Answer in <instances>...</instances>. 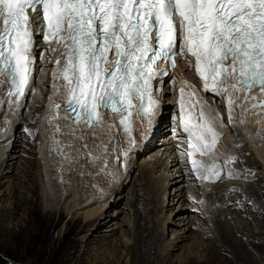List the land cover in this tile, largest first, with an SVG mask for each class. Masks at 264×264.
I'll return each mask as SVG.
<instances>
[{"label":"snow or ice","instance_id":"1","mask_svg":"<svg viewBox=\"0 0 264 264\" xmlns=\"http://www.w3.org/2000/svg\"><path fill=\"white\" fill-rule=\"evenodd\" d=\"M37 36L48 44L45 51H55L52 41L64 49L51 71L46 121L51 125L60 119L62 106L53 103L57 95L66 96L63 108L74 124L93 127L104 123L106 112L127 113L118 129L129 144L120 149L125 159L139 147L135 117L147 121L142 129L145 141L154 133L163 108L156 98L162 89L156 84L165 78L174 83L168 68L175 69L177 57L194 68L204 92L226 100L230 126L235 127L236 104L229 90L264 91V0H0V95L7 96L0 99V107L13 114L27 106L29 95L37 94ZM229 79L235 82L225 85ZM179 93V123L173 132L186 134L187 148H177L186 173L202 184L240 178L231 167L238 157L221 161L215 154L225 127L222 115L194 85L185 81ZM249 99L256 98L245 95L244 101ZM244 116L242 110L241 124ZM55 131H61L58 125ZM53 144L62 154L59 141ZM98 147L108 152V145ZM197 156H208L211 163ZM62 162L70 161L62 155ZM107 165L105 160L101 171L106 172Z\"/></svg>","mask_w":264,"mask_h":264},{"label":"rangeland","instance_id":"2","mask_svg":"<svg viewBox=\"0 0 264 264\" xmlns=\"http://www.w3.org/2000/svg\"><path fill=\"white\" fill-rule=\"evenodd\" d=\"M169 95H171L170 98H173V94ZM41 96L43 98L44 93ZM165 98L166 96H163V99ZM164 101V106L169 108V110H163L167 117V124L171 128L177 127L179 123V111L176 109L175 99H171L170 102L167 100ZM219 107L218 112L221 113L225 128L227 129L228 118L227 120L225 119L226 117L223 116L221 108ZM39 108H41V106H38V109ZM28 111L26 114L29 115L30 112ZM23 116L24 114L20 115L21 118H23ZM161 127L162 125L158 124L157 130L149 139V146L135 154L134 157L136 158L128 173L127 179L121 191L115 194L116 201H112V199L106 200V203L109 204V208L103 219H101L103 224L99 229H93L96 222V220H93L87 224L82 232L74 229L71 230L68 235L67 231L70 227L68 221L74 222V219L71 220L69 215H63L58 225L51 228L37 221V217L46 213L50 204L53 205V203L47 200L44 195L45 193L42 194L43 191L39 179L41 169L37 161L36 147L39 138L40 140L42 139L40 128L32 131L24 125L21 119V122L15 129V135L18 136V141H15L17 143V150L13 152V162L16 163L11 166L7 165L3 168V174L6 176L1 177L0 180V215H3L0 217V257L3 258L7 264H130L131 256L127 248L134 244L135 234L139 233L143 237H146L147 233L142 232V227L153 229L158 221L166 216L169 221H166L163 239L171 241L181 236L179 238L180 240L176 243L177 247L165 250L162 254V261L161 263L158 262V264H243L244 261L236 258L232 253L230 255L228 252H225L228 253V255L225 256V253H223L224 249L221 247L223 243L221 244V242L216 241L214 229H211L214 225H210L207 221L208 214L202 215L203 211L200 210L198 204L186 198L187 189H191L190 194L193 195L195 201L200 198L202 191H200V183L197 182L196 179L190 178L189 175H181L185 172V164L181 162L176 166H169L168 168L163 166L164 162L169 158L167 157L169 153V162H171L174 157L181 161L177 148L179 146L181 149H186L187 145L184 142L186 134H183L182 130L179 134H175L173 128L166 132L160 129L161 132H158V129ZM25 129L30 130L33 135H28ZM229 133L231 136L236 135L235 132L232 131ZM10 141L8 149L11 148L13 138H11ZM4 142L5 141L0 144ZM234 144L239 150V154L244 152L243 148L246 146L249 148L245 139L234 141ZM8 149L6 152H8ZM158 150H160V152L156 156H161V158L159 164L154 165L152 164L153 158ZM244 154L246 155L247 153L245 152ZM245 155L242 158L238 156L239 162L231 165L238 173L242 174L240 178L231 180L222 179L217 182L205 181L201 184L211 193L209 203L219 207L224 212V215H228L227 218L229 220L232 219L231 221H234V223H231L234 231L243 226L240 225L241 221V223H249L240 236V239L243 240V247L245 248L247 257L250 259L249 264H264V206L262 207L263 212L261 210L258 211L257 208L261 207V205L257 203L255 205L253 203L252 199L255 197V194L248 189L251 185L254 186L255 189L260 186L264 188V181H262L259 176L264 174V170L254 158L252 161L247 160L252 157L250 153L247 154L248 156ZM27 161L35 164L30 166L33 175L31 174V176L29 175L26 177L22 171H25L26 167L24 166ZM120 161L121 160H117V163H120ZM14 169H18L22 182L20 186H18L15 181L11 182L8 177L9 175H13ZM142 169L145 171L152 169L153 172L152 174L145 175L143 179L139 175ZM252 169L253 171L249 173L254 174L248 175V170ZM7 170L9 171L7 172ZM36 178L38 187L36 189L37 193L34 194L32 193L34 189L32 180ZM165 180L167 181L162 189H166L167 193L166 200L163 202L159 197V184L163 183ZM156 182L158 184H156ZM56 183V189L59 192V181ZM226 183L229 184V186L224 188L222 185ZM131 190L136 192L137 195L135 198L131 197V193L133 192H131ZM242 192H244V194ZM19 196L25 199L24 206L21 207L18 213H13V208L18 201L15 200V198ZM258 196L264 200V189ZM246 200L248 203H246ZM65 201L63 202L65 203ZM63 202L59 203V205H63ZM31 203H33V205ZM253 207L254 209L252 210L251 208ZM6 209H12L13 216L11 218H6ZM30 209H33L32 211L36 210V212H31ZM82 211L83 210H81V212ZM231 212L238 213L234 216L230 215ZM245 213L248 215H245ZM249 214L252 215L253 218ZM77 216L80 218L81 222H79V224L81 225L84 215L78 213ZM54 218L58 219V215H54ZM129 222L132 224L129 225ZM19 229H25L27 233L21 234ZM8 230H12L16 233L17 237L12 238ZM191 232H194L193 234L197 236H202V245H192L190 241ZM71 235L74 236L78 242L74 243L71 239ZM124 237L128 238L126 246L124 245ZM111 240L112 245L115 243L113 246L114 249L111 250V254H109L108 251L103 254L104 256H99L98 254L102 250L100 245L104 242H111ZM185 245L187 247L190 246L191 250L196 247L194 249L196 253H193V251L189 253ZM213 250L219 251V255L214 262L211 255ZM83 251L85 252L83 253ZM82 253L84 255H81Z\"/></svg>","mask_w":264,"mask_h":264},{"label":"bare ground","instance_id":"3","mask_svg":"<svg viewBox=\"0 0 264 264\" xmlns=\"http://www.w3.org/2000/svg\"><path fill=\"white\" fill-rule=\"evenodd\" d=\"M48 47L49 46L46 44L42 45L43 49H48ZM52 47L55 48V51H47L46 54L43 55V59H41V56H39L38 52L36 51L37 71L34 74V87L37 90V94L29 95L27 97V106L16 114H13L11 111H9L6 106L0 107V113H3L0 114V143L5 141L4 143L0 144V180L1 177L6 176L5 174H3V168L7 165L11 166L16 163L13 162V152L17 150L16 142L18 141V136L15 135V129L17 125L21 122V119L24 125L32 131L38 130L40 128L42 139L40 140L39 138L38 145L36 147L37 161L39 162V166L41 169L39 179L41 181L40 183L43 191L42 194L45 193V197L47 198V200H50L53 205L50 204V207H48L47 212L41 214V216L39 215L37 217V221H39V223H44L45 226L51 228L56 227L58 225L63 215H69L71 220L74 219V222L68 221L70 227L67 231V234L69 235V232L74 229L79 232H82L87 226V224L93 220H96L93 229H99V227L103 224L101 219H103L106 211L109 208V204L106 203V200L112 199V201H114L116 199L115 194H118L121 191L127 179L128 173L131 170V167L135 161V154L144 150L145 147L149 146V140L145 141L144 136L142 135V129L146 125L147 121L143 118L135 117L133 123V127L135 130L134 136L139 144V147L132 150L127 159H125L122 153L120 152V149L129 148L127 137L122 130L118 131L121 126L117 122V119H115L114 116L111 114L107 116V113H105L104 123L102 125L86 127L84 124H71L68 116L66 117L63 110L61 109L59 111L60 119L54 120L52 124L49 125L45 117L50 115L47 106L49 103L48 97L52 95L51 71L56 66V59L60 56V46L57 47L56 44H52ZM190 68L191 67H189L185 60L180 58V65L179 68L176 70V75L172 76L174 79V83L167 79L163 86L158 85L156 87L158 90L162 89V91H157L156 98L161 101L163 108L162 115L158 118L155 131L157 130L158 124L162 125V127L158 129V132L160 131V129H163L162 131L166 132L170 131L173 128L169 127V125L167 124V117L163 110H169V108L167 106H164V100L170 102L171 99H175L174 102L177 106L176 109L177 111H180L178 99L180 95L179 90L184 84L182 81L188 82L189 85H194L195 88L199 90L200 96L208 102L211 109L215 112H218V107L220 106L219 108H221V112L227 120L228 112L226 100L217 98L211 93L204 92L202 83L200 82V80H197L195 78L193 71ZM3 79L6 80L7 78L4 77ZM60 83H63V81H60ZM230 83H234V81L231 79L225 81V85ZM225 85H221L220 87H224ZM186 90L190 91L191 89L186 88ZM229 92L236 104L235 111L233 113L236 121L235 127L230 126L228 124L227 129L229 130V132H235L236 135L231 136V134L225 127L222 128L221 131L223 132V135L217 145L215 154L218 155L220 157V160L223 161V159H225V157L227 156H239L242 158L245 155V152L247 154L250 153L252 157L248 158L247 160L252 161L254 158L258 161V163L263 167L264 170V138H261L260 136L256 135L257 133L264 134V107H253V105H264V91L258 90L257 88H253L247 93L242 91L234 92L231 89L229 90ZM43 93L44 97L42 98L41 95ZM169 94H173V98H170L171 95ZM227 95L228 94H226V96ZM245 95L255 97L256 99H249L245 102ZM163 96H166V98L163 99ZM65 98L66 96L64 95H57L54 97L53 103L63 104ZM0 99L7 100V96L0 95ZM193 100H195V97H193ZM241 104L243 105V108L240 107ZM38 106H41V108L38 109ZM242 110L245 111V123L243 124L240 123ZM27 111L30 112L29 115L26 114ZM196 111L198 114L199 109L197 108ZM21 114H24L23 118L20 117ZM5 119L11 122L10 125L5 124ZM57 125L61 130L59 133H56L55 131ZM11 138H13V143L11 145V148L8 149V144L9 142H11ZM243 139L247 141L248 146L250 148L249 149L247 146L243 148L244 152L242 151V154L244 155L239 154V150L234 144V141H240ZM54 140L59 141V146L62 148V154L59 148H54ZM102 145H108L107 153L103 152L102 147H98ZM7 149L8 152H6ZM159 152L160 150H158L157 153L154 155L152 162V164L154 165L159 164L161 156H156ZM169 154L167 155V157L170 158ZM62 155L68 157V160L70 162H62ZM91 156H99L100 158L97 160H93ZM117 157H119V160H121L120 163H117ZM169 158L164 162L163 166H165V168H168L169 166H176L178 163H181V161L176 159L175 157H172L173 160L169 162ZM196 158L202 159L205 163H211V159L208 156H197ZM105 160L108 161V165L107 171L103 172L101 171V169H103L105 166ZM32 164L35 163L27 161L26 165L24 166L26 167L25 171L21 170L26 177L29 175L31 176V174L33 175V172H31L30 167ZM8 171L9 170H7V172ZM252 171L253 169L248 170V173ZM13 172V175H9L8 177L11 182L15 181V183L20 186L22 182L20 180L18 169H14ZM152 172V169L149 171H145L142 169L139 175L144 179L145 175L152 174ZM253 174L254 173H251V175ZM181 175L186 176L188 174L185 171ZM259 176L261 177V180L264 181V174H261ZM32 181L34 188L32 193L36 194V189L38 187L37 178ZM58 181V186L60 188L59 192L56 189V182ZM166 181L167 180L159 184V197L162 199L161 201L163 202L166 200L167 191L166 189H162V187H164ZM197 182L200 183L199 189L200 191H202V193L200 194V198L197 201H205L204 204H197L200 210L203 211L202 215L206 213L208 214L207 221L210 223V225H214H212L213 227H211V229H214L215 239H217L216 241L221 242V244L223 243L221 246L224 249L223 253L228 252L230 255L232 253L236 258L244 261L243 264H249L250 259L247 257V253L245 251V248L243 247V240L240 239V236L245 231L247 224L249 223H241V221L240 225L243 226H241V228H237L236 231H234L231 225V223H234V221H231L232 219L229 220L227 218L228 215H224V212L219 207L209 203L211 199V193L207 191L205 187L202 186L200 181L197 180ZM156 184L158 183L156 182ZM222 186H224L225 188L229 186V184L226 183ZM248 189L250 192L255 194V197L252 199L253 203L255 205L256 203L261 205V207L257 208L258 211L261 210L263 212L262 207L264 206V200L258 195L262 193L264 188L260 186L256 188V190L255 187L251 185L250 187H248ZM132 191L133 190H131V192ZM190 191L191 189H187L186 191V198L188 200L190 199V197L193 198V195L190 194ZM244 192L242 193L244 194ZM131 195V197L135 198L137 194L135 191H133ZM15 200L18 201L16 202L13 208L14 212L12 211V209H6V218H11L13 216V213H18L21 210V207L24 206L23 204L25 203V199L22 196L15 198ZM247 200L246 203H248ZM63 201H65V203ZM61 202H63L64 204L59 205V203ZM31 204L33 205V203ZM251 209L253 210L254 207ZM30 210L31 212H36V210ZM81 210L83 211L81 212ZM78 213H82L84 215V219L81 225L79 224V222L81 221L80 218L77 216ZM237 213L231 212L230 215L235 216L237 215ZM56 214L58 215V219L54 218V215ZM245 215L248 214L245 213ZM2 216L3 215H0V217ZM250 216L252 217V215ZM167 220L168 218L165 216L162 220L158 221L157 225L153 227V229L142 227V232L147 233L146 237H143L139 233L135 234L134 244L127 248L131 256L130 264H158V262L161 263L163 252L165 250L177 247L176 243L180 240L179 238L181 235L171 241L163 239V233L166 229ZM128 224L131 225L132 223L129 222ZM19 232H21V234L27 233L25 229H19ZM8 233L12 238L17 237V234L14 233L12 230H8ZM193 233L194 232H191L190 237L192 245H202V236H197ZM71 239L74 243L78 242V240H76V238L72 235ZM127 242L128 238L124 237L125 246L127 245ZM114 245H112V240L111 242L102 243L100 245V248H102V250L99 252L98 255L104 256L103 254L108 251L109 254H111V250L114 249ZM185 248H187L189 253H191L192 251L193 253H196V251L194 250L196 247L191 250L190 246L187 247L185 245ZM84 252L85 251H83V253ZM83 253L81 255H84ZM228 253H225V256H227ZM211 255L214 262L216 261V257L219 255V251L213 250Z\"/></svg>","mask_w":264,"mask_h":264},{"label":"trees","instance_id":"4","mask_svg":"<svg viewBox=\"0 0 264 264\" xmlns=\"http://www.w3.org/2000/svg\"><path fill=\"white\" fill-rule=\"evenodd\" d=\"M0 264H7L6 261L0 257Z\"/></svg>","mask_w":264,"mask_h":264}]
</instances>
